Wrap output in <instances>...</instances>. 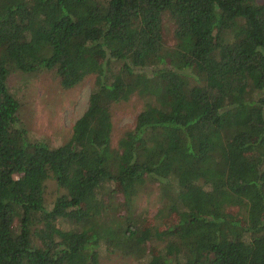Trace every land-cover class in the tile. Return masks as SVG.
Listing matches in <instances>:
<instances>
[{
	"label": "trees",
	"instance_id": "trees-1",
	"mask_svg": "<svg viewBox=\"0 0 264 264\" xmlns=\"http://www.w3.org/2000/svg\"><path fill=\"white\" fill-rule=\"evenodd\" d=\"M12 68L65 88L94 77L64 143L19 126ZM134 94L145 104L113 148L111 105ZM147 179L173 216L159 234L109 217L101 193L131 200ZM101 245L136 264H264V2L0 0V264H99Z\"/></svg>",
	"mask_w": 264,
	"mask_h": 264
},
{
	"label": "rangeland",
	"instance_id": "rangeland-1",
	"mask_svg": "<svg viewBox=\"0 0 264 264\" xmlns=\"http://www.w3.org/2000/svg\"><path fill=\"white\" fill-rule=\"evenodd\" d=\"M262 3L264 0H257ZM163 40L167 47L174 44L173 22L165 16L162 21ZM93 76L85 78L73 87L65 88L53 70L39 68L34 71L22 72L12 68L7 77V86L20 103L18 109V124L27 131L29 139H44L50 145L57 146L69 139L72 126L76 119L85 111L89 94L93 87ZM145 98L134 94L128 99L111 105L112 135L111 145L117 147L118 139L128 129L135 125V118L145 104ZM102 195L110 204L108 216L137 220L142 227L149 226L155 234L161 233L165 223L173 220L168 202L163 198L160 184L147 181L142 184L131 200L125 199L116 184L106 183L102 187ZM62 192L52 179L46 181L45 198L51 204ZM233 214L243 215L239 206L229 207ZM61 227H69V222L60 220ZM167 240L152 237L147 246L149 250L163 253ZM122 250L102 246L100 248L99 264H136L134 255H128Z\"/></svg>",
	"mask_w": 264,
	"mask_h": 264
}]
</instances>
